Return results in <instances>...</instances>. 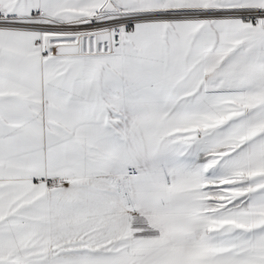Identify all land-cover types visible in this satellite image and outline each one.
<instances>
[{"label": "snow or ice", "instance_id": "snow-or-ice-1", "mask_svg": "<svg viewBox=\"0 0 264 264\" xmlns=\"http://www.w3.org/2000/svg\"><path fill=\"white\" fill-rule=\"evenodd\" d=\"M0 264H264V0H0Z\"/></svg>", "mask_w": 264, "mask_h": 264}]
</instances>
